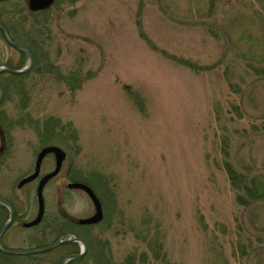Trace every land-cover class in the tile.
<instances>
[{
    "label": "rangeland",
    "instance_id": "374dc122",
    "mask_svg": "<svg viewBox=\"0 0 264 264\" xmlns=\"http://www.w3.org/2000/svg\"><path fill=\"white\" fill-rule=\"evenodd\" d=\"M5 1L33 62L6 69L7 80L0 71V197L19 214L0 247L75 233L88 248L67 264H264V200L254 196L264 185V0H53L34 12ZM2 38L0 63L26 66ZM44 145L66 157L43 188L41 220L23 226L36 182L15 185ZM68 182L92 188L99 222L71 221L93 206ZM81 250H0V264H60Z\"/></svg>",
    "mask_w": 264,
    "mask_h": 264
},
{
    "label": "water",
    "instance_id": "95a60500",
    "mask_svg": "<svg viewBox=\"0 0 264 264\" xmlns=\"http://www.w3.org/2000/svg\"><path fill=\"white\" fill-rule=\"evenodd\" d=\"M30 1H31V3H30L31 6L34 9L45 8L52 2V0H30ZM0 30L2 31L4 38L11 45H13L17 48L23 49L28 55V60H27L26 66H24L21 69L14 70V69H11L9 66L2 64V63H0V67L1 68L4 67L13 73H22V72L28 70L31 67L32 62H33L32 61V55H31V52L29 51V49L22 46V45H18L16 43L12 42L8 38L6 32H5V30L1 24H0ZM1 95H2V90L0 88V98H1ZM0 142L3 143V136H2V130L1 129H0ZM49 153H52L54 156V166L50 171L46 172L45 174H43L40 177L38 184H37V187H36V196H37V213H36V216L27 222H23L22 223L23 226L35 225L41 220L43 212H44V200H43V193H42L43 187L46 184V182L49 179H51L52 177H54L58 173V171L60 170L62 162L64 161V159L66 157L64 150L62 148H60L59 146H56V145H44V146H42L36 154V157L34 160V165H33V170L30 173L23 176L17 184V187H20L23 184L28 183V182L32 181L33 179H35L39 175L41 163H42L44 156L49 154ZM66 187L70 188V189L82 190L88 196L89 200L92 203L93 212L86 217L78 218L77 219L78 223H80V224H95L102 219L103 212H102L101 203L89 185H87L83 182H68L66 184ZM0 203L6 205L10 210L9 217L6 219V221L0 227V234H1L6 229V227L9 225V223L12 220V207L6 201H4L2 199H0ZM68 241L80 242V244L82 246V250L78 254H68V255L63 256L62 259L60 260V264H65L71 258L80 257L84 253V251L86 250V243L81 238H78L76 236H69V237L64 238V239H57L53 243H51V244H49L43 248L3 249L0 247V250L4 253H7V254H32V253H39V252L46 251V250L52 248L54 245H56L60 242H68Z\"/></svg>",
    "mask_w": 264,
    "mask_h": 264
},
{
    "label": "flooded vegetation",
    "instance_id": "af4514ba",
    "mask_svg": "<svg viewBox=\"0 0 264 264\" xmlns=\"http://www.w3.org/2000/svg\"><path fill=\"white\" fill-rule=\"evenodd\" d=\"M5 0H0V6L2 5V4H6L7 2L5 1ZM53 1V0H52ZM24 3H25V5H26V8L29 10V11H32V12H34V11H37V10H34V8L31 6V1L30 0H24ZM2 9L0 10V23L2 24V26H3V28H4V30H5V32H6V34H7V36L9 37V39H11V40H13L14 42H17V40L18 39H21V40H23V39H25L24 38V36L25 35H23V33L21 32V33H19V32H17L16 31V29L14 28H12L11 29V27L9 26V25H7L6 24V20H5V18L4 17H8V15L10 14V11L9 12H6V11H3V6L1 7ZM41 11H43V10H40V11H38V12H41ZM4 18V19H3ZM21 30H23V29H21ZM16 31V32H15ZM22 36V37H21ZM3 36H2V32H1V30H0V38L1 39H3L2 38ZM18 44H20V45H22V46H24V47H26V48H28L29 49V51L32 53V51H31V48L27 45V44H25V43H19V42H17ZM16 49L15 50H17V52L15 53L14 51H12V52H10V54L11 55H16V56H19V55H22V53L23 54H25L26 56H27V53L23 50V49H20V48H17V47H15ZM32 55H33V53H32ZM1 63H4V62H1ZM7 66H10L9 64H6ZM1 71V74H2V72H3V76H5L6 78H5V80H7V79H9L10 78V72L9 71H6V68L5 69H1L0 70ZM0 129L2 130V136H3V143H1L0 142V153L1 152H3V150H4V148H5V131H4V128L2 127V124L0 123ZM41 148V147H40ZM37 154V153H36ZM48 155H51L52 156V158H53V160H54V156H53V154L52 153H49V154H47V155H45L44 156V158L46 157V156H48ZM44 158H43V160H44ZM43 160H42V163H43ZM42 163H41V165H42ZM53 164H54V162H53ZM46 172H44V173H42V171H41V168H40V172H39V175H38V177H36L34 180H32V181H35L36 182V186H35V200H36V204H37V196H36V187H37V184H38V181H39V179H40V177L43 175V174H45ZM20 180V179H19ZM19 180L17 181V183H16V188L19 190V189H21L25 184H28V183H25V184H23L22 186H20V187H17V184H18V182H19ZM44 188V187H43ZM0 199H2V200H4V201H6L12 208H13V214H12V221L15 219V216L16 215H19V214H17V212H16V210L14 209V204H13V200H9V199H7V198H4V197H0ZM0 206H3L6 210H5V212H6V219L8 218V216L10 215V213H9V209H8V207L6 206V205H4V204H2V203H0ZM44 210H45V208H44ZM8 211V212H7ZM36 213H37V207H36V212H35V215L33 216V218L36 216ZM43 214H44V212H43ZM43 216V215H42ZM85 217V216H84ZM82 218V217H81ZM5 219V220H6ZM76 219V220H75ZM77 219L78 218H74V220H72L71 219V221L72 222H74V224H77V225H79V226H83V227H87V226H91L92 224H80V223H78V221H77ZM5 220L0 224V227L2 226V224L5 222ZM21 223V225H22V223H23V221L22 222H20ZM73 236H76V237H78V238H81L85 243H86V247L88 248V246H87V239L85 238V237H83L82 235H77V234H73ZM74 252V250L72 251V252H70V253H73Z\"/></svg>",
    "mask_w": 264,
    "mask_h": 264
},
{
    "label": "trees",
    "instance_id": "16d2710c",
    "mask_svg": "<svg viewBox=\"0 0 264 264\" xmlns=\"http://www.w3.org/2000/svg\"><path fill=\"white\" fill-rule=\"evenodd\" d=\"M261 69L263 71L262 70H260V71L264 73V65L261 67ZM251 183L253 184L254 181H251ZM256 183L254 185L257 188L256 191H255V189H253L256 194H254V193L253 194H254V196H257L258 198H261V199L264 200V185H260L259 182H256ZM248 190H250V187L249 186H248ZM251 191H252V189H251ZM108 264H112L110 258L108 259Z\"/></svg>",
    "mask_w": 264,
    "mask_h": 264
},
{
    "label": "bare ground",
    "instance_id": "6f19581e",
    "mask_svg": "<svg viewBox=\"0 0 264 264\" xmlns=\"http://www.w3.org/2000/svg\"><path fill=\"white\" fill-rule=\"evenodd\" d=\"M43 200H44V198H43ZM65 264H67V262Z\"/></svg>",
    "mask_w": 264,
    "mask_h": 264
}]
</instances>
